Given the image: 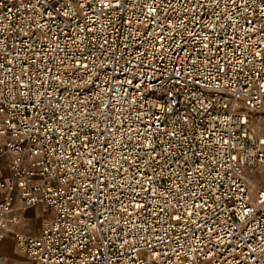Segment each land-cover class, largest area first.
Returning <instances> with one entry per match:
<instances>
[{"label": "built area", "instance_id": "2783aa9c", "mask_svg": "<svg viewBox=\"0 0 264 264\" xmlns=\"http://www.w3.org/2000/svg\"><path fill=\"white\" fill-rule=\"evenodd\" d=\"M263 105L264 0H0V243L44 204L28 264H264Z\"/></svg>", "mask_w": 264, "mask_h": 264}, {"label": "crops", "instance_id": "0c3cea01", "mask_svg": "<svg viewBox=\"0 0 264 264\" xmlns=\"http://www.w3.org/2000/svg\"><path fill=\"white\" fill-rule=\"evenodd\" d=\"M7 175L6 159H1L0 176ZM247 176L254 181L257 180L258 176H261L262 183L259 184L264 187V174L261 171L248 173ZM4 194V191H0V197ZM10 217H16L17 220L16 222L8 223L4 239L0 243V253L4 257L6 264H28L29 260L25 253L17 247L14 235L20 233L28 236H39L42 233L44 224L50 221L54 214L44 204H39L30 210H23L19 203L15 202Z\"/></svg>", "mask_w": 264, "mask_h": 264}, {"label": "rangeland", "instance_id": "374dc122", "mask_svg": "<svg viewBox=\"0 0 264 264\" xmlns=\"http://www.w3.org/2000/svg\"><path fill=\"white\" fill-rule=\"evenodd\" d=\"M264 110V105L263 107L256 112H249L248 114V118H249V124H250V129H251V133L253 135V137L255 139H261L264 138V117L263 119L259 120L257 117L259 116V114L261 112H263ZM249 172H247L248 175ZM259 179V180H258ZM259 182H258V181ZM257 180L254 181L257 185L261 186L259 183L261 182V176L257 177ZM258 182V183H257ZM51 216V215H50Z\"/></svg>", "mask_w": 264, "mask_h": 264}, {"label": "bare ground", "instance_id": "6f19581e", "mask_svg": "<svg viewBox=\"0 0 264 264\" xmlns=\"http://www.w3.org/2000/svg\"><path fill=\"white\" fill-rule=\"evenodd\" d=\"M263 117H264V110H263V112H261L260 114H259V116L257 117L259 120H261V119H263Z\"/></svg>", "mask_w": 264, "mask_h": 264}, {"label": "snow or ice", "instance_id": "6c2138e0", "mask_svg": "<svg viewBox=\"0 0 264 264\" xmlns=\"http://www.w3.org/2000/svg\"><path fill=\"white\" fill-rule=\"evenodd\" d=\"M262 195H264V193H262Z\"/></svg>", "mask_w": 264, "mask_h": 264}]
</instances>
